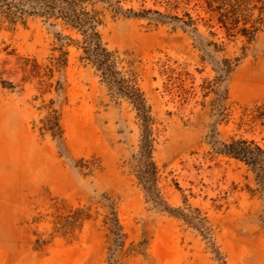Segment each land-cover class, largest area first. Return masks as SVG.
<instances>
[{
	"label": "rangeland",
	"instance_id": "rangeland-1",
	"mask_svg": "<svg viewBox=\"0 0 264 264\" xmlns=\"http://www.w3.org/2000/svg\"><path fill=\"white\" fill-rule=\"evenodd\" d=\"M23 1L0 0V264H264V176L220 151L264 149L251 0L227 23L203 0H83L105 52Z\"/></svg>",
	"mask_w": 264,
	"mask_h": 264
},
{
	"label": "trees",
	"instance_id": "trees-1",
	"mask_svg": "<svg viewBox=\"0 0 264 264\" xmlns=\"http://www.w3.org/2000/svg\"><path fill=\"white\" fill-rule=\"evenodd\" d=\"M83 0H25L22 5L26 8V11L29 13L40 15L46 19L52 18H62L63 20L70 23L73 27L79 29L83 32L86 37L88 46L93 49V51L105 52V49L101 47L99 35L95 32L97 23H100V20H95L96 16L94 15L91 18H84V13L77 12V5ZM169 6L172 0H167ZM211 12L219 15L218 20L222 23H227L226 20H236L235 15L242 9L243 6H247L249 0H203ZM11 6V5H10ZM222 6H226L227 10L222 12ZM10 9V8H9ZM258 10L259 17L255 21L256 23L262 24L264 26V0H251V12ZM160 16L162 15L159 12ZM232 15V16H230ZM233 17V19H232ZM226 27V26H225ZM245 33L247 30H243ZM253 39V31L251 34V40ZM58 69L65 66V62L62 59H58L55 64ZM3 87L7 89H15V86L8 81L1 80L0 82ZM140 100L143 105H145V100L140 94ZM144 109V108H143ZM146 112V111H144ZM59 117L51 116L45 120L44 125L48 130L59 129ZM221 153L240 160L246 163L251 170L257 173L261 179L264 176V149L257 144L255 141L247 140H237L232 141L230 144H227L220 150ZM153 145L150 138L145 137L141 145V150L139 154V164L141 166L140 172L143 174L149 173L150 176L156 179L157 176V167L152 161Z\"/></svg>",
	"mask_w": 264,
	"mask_h": 264
}]
</instances>
